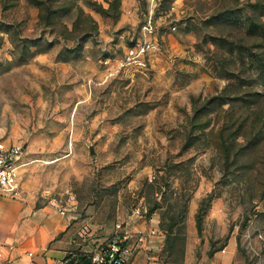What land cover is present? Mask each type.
<instances>
[{
  "label": "rangeland",
  "instance_id": "374dc122",
  "mask_svg": "<svg viewBox=\"0 0 264 264\" xmlns=\"http://www.w3.org/2000/svg\"><path fill=\"white\" fill-rule=\"evenodd\" d=\"M147 12L0 0V140L24 150L22 195L88 251L130 223L172 230L158 264H184L193 222L194 264H264V0H162L150 63L121 67Z\"/></svg>",
  "mask_w": 264,
  "mask_h": 264
},
{
  "label": "crops",
  "instance_id": "0c3cea01",
  "mask_svg": "<svg viewBox=\"0 0 264 264\" xmlns=\"http://www.w3.org/2000/svg\"><path fill=\"white\" fill-rule=\"evenodd\" d=\"M22 194L13 198L0 191V241L13 246V249L6 250L7 264H54L56 259L71 262V259L82 255L90 261L92 249L88 251L81 247V239L74 238L64 214L49 206L36 207ZM190 231L191 243L187 245L184 264H194L195 259L192 249L195 240L193 222ZM165 242V233H151L147 247L135 252L129 264H158L155 254L160 252ZM230 252L226 250L223 255L217 252L215 258L222 257L224 264H229L232 262Z\"/></svg>",
  "mask_w": 264,
  "mask_h": 264
},
{
  "label": "built area",
  "instance_id": "2783aa9c",
  "mask_svg": "<svg viewBox=\"0 0 264 264\" xmlns=\"http://www.w3.org/2000/svg\"><path fill=\"white\" fill-rule=\"evenodd\" d=\"M162 0H148V12L145 14L140 28V35L133 45H130L121 58L120 66H146L150 63L151 54L156 46V34L159 26L156 21V11ZM171 29H176L171 26ZM24 150L16 143H6L0 140V191L17 198L21 195V170L24 162ZM106 240L99 241L89 253L91 264H129L135 252L147 247L151 233L135 228L127 223ZM13 249L0 241V264H7L6 250ZM33 253H29L32 255ZM54 264H72L68 259H56ZM74 264H80L75 262Z\"/></svg>",
  "mask_w": 264,
  "mask_h": 264
},
{
  "label": "trees",
  "instance_id": "16d2710c",
  "mask_svg": "<svg viewBox=\"0 0 264 264\" xmlns=\"http://www.w3.org/2000/svg\"><path fill=\"white\" fill-rule=\"evenodd\" d=\"M231 128V127H230ZM229 127H225V129H223L219 135H215V145L223 152L225 153L226 156H228L230 154V149H228L229 145L228 141L231 140L232 142H236V140L238 139V137L241 135L239 133V129L238 132H236L237 130L233 131L232 129H230ZM233 136V137H232ZM246 146L243 145L242 147H240V151H244L245 149L247 150V148H245ZM238 153V152H237ZM263 170V169H262ZM172 235V230H168L167 231V235H166V241L168 239H170V236ZM166 244V242H165ZM88 258L86 255H82L78 258H75L74 260L71 259V262H73V264L77 261L80 264H91L90 261H87ZM86 262V263H85Z\"/></svg>",
  "mask_w": 264,
  "mask_h": 264
}]
</instances>
